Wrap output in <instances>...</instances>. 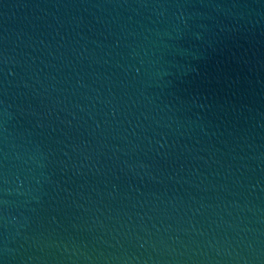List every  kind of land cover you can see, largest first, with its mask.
<instances>
[{"label": "water", "instance_id": "water-1", "mask_svg": "<svg viewBox=\"0 0 264 264\" xmlns=\"http://www.w3.org/2000/svg\"><path fill=\"white\" fill-rule=\"evenodd\" d=\"M0 264H264V0H0Z\"/></svg>", "mask_w": 264, "mask_h": 264}]
</instances>
